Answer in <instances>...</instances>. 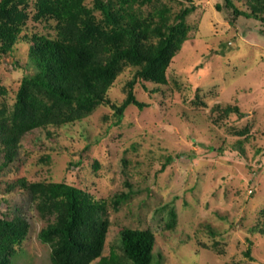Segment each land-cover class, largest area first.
Returning a JSON list of instances; mask_svg holds the SVG:
<instances>
[{
    "label": "rangeland",
    "instance_id": "1",
    "mask_svg": "<svg viewBox=\"0 0 264 264\" xmlns=\"http://www.w3.org/2000/svg\"><path fill=\"white\" fill-rule=\"evenodd\" d=\"M63 1L0 0V21L20 28L12 52L0 55V106L11 109L22 81L34 75L30 37L55 36ZM163 1L171 15L187 3ZM232 1L248 11V0ZM193 3L187 39L166 68V83L134 86L143 108L127 106L114 125L113 108L98 103L80 120L33 130L6 167L0 153V199L7 200L0 218L21 211L29 223L12 243L11 264H51L38 233L53 217L41 216L28 192L8 189L20 178L66 181L104 200L105 256L119 252V229L131 227L153 232L161 264H264V234L252 232L264 208V22L236 16L225 0ZM135 69L126 66L116 76L110 101L126 97ZM226 106L239 113L225 115ZM122 193L127 197L116 203ZM170 209L175 223L168 228Z\"/></svg>",
    "mask_w": 264,
    "mask_h": 264
},
{
    "label": "trees",
    "instance_id": "2",
    "mask_svg": "<svg viewBox=\"0 0 264 264\" xmlns=\"http://www.w3.org/2000/svg\"><path fill=\"white\" fill-rule=\"evenodd\" d=\"M171 15V7L163 0H64L56 19L53 38L33 35L29 47L34 75L24 79L11 109L0 106V153L2 167L16 157L20 142L33 130L59 127L80 120L90 107L98 103L110 105L117 125L127 106L143 108L136 99L138 81L166 83V68L187 39V18L196 6L184 0ZM236 16L264 22V0H248V11L238 9L225 0ZM218 7V5H217ZM98 12V14H96ZM20 28L0 21V55H9L19 38ZM27 38V37H24ZM126 66L135 72L126 82V97L116 104L107 97L116 76ZM36 92L48 96L44 101ZM4 89L0 86V94ZM239 113L237 106H226L224 114ZM49 134V131H47ZM171 157H167L170 161ZM162 164L161 170L165 164ZM70 162V166H75ZM18 187L29 193V199L41 216L52 220L39 230L38 238L50 247L51 264H161L156 258L154 234L149 228L121 227L117 249L102 254L110 225L105 201L94 199L84 189L66 181L28 182L16 179ZM127 194L116 195L119 199ZM6 199H0L2 203ZM262 221L252 230L264 234ZM175 223V212L169 210L167 227ZM29 223L21 211L0 218V264H11L16 253L13 242L27 233ZM246 255L250 257L251 240Z\"/></svg>",
    "mask_w": 264,
    "mask_h": 264
}]
</instances>
